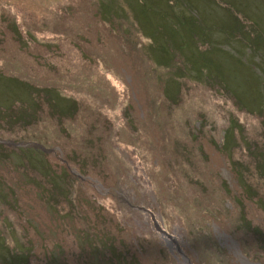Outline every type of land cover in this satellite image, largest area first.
I'll return each mask as SVG.
<instances>
[{"label": "rangeland", "instance_id": "obj_1", "mask_svg": "<svg viewBox=\"0 0 264 264\" xmlns=\"http://www.w3.org/2000/svg\"><path fill=\"white\" fill-rule=\"evenodd\" d=\"M263 165L264 0H0V264H264Z\"/></svg>", "mask_w": 264, "mask_h": 264}, {"label": "trees", "instance_id": "obj_2", "mask_svg": "<svg viewBox=\"0 0 264 264\" xmlns=\"http://www.w3.org/2000/svg\"><path fill=\"white\" fill-rule=\"evenodd\" d=\"M264 166V165H263ZM64 179V176L62 177ZM246 188H248V186L246 185ZM28 254V253H27Z\"/></svg>", "mask_w": 264, "mask_h": 264}]
</instances>
